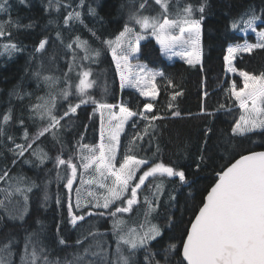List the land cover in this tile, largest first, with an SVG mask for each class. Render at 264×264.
I'll list each match as a JSON object with an SVG mask.
<instances>
[{"label": "trees", "instance_id": "1", "mask_svg": "<svg viewBox=\"0 0 264 264\" xmlns=\"http://www.w3.org/2000/svg\"><path fill=\"white\" fill-rule=\"evenodd\" d=\"M140 2L141 0H83V6L80 7L78 5L81 4V0H59L61 7L57 12L55 10L57 0H52V7H49V0H25L24 3L20 0H9L11 5L9 13H0V22L10 19L13 22L18 21L21 26L31 25L19 28L8 25L10 37L0 38V51H3L2 45L8 40L23 49L13 53L11 57L6 53L0 55V121L11 109L12 120L6 126V133L14 138L15 143L31 142L38 130L46 124L39 119L30 118V105L38 102V96L47 94L42 78H38L35 73L40 72L45 76L42 73L44 63L54 66L59 62L60 56L67 58L71 55L72 52L65 45L77 36L88 41L93 48L100 49L101 61L104 57L108 64L110 77L102 86L105 96L97 101L115 104L117 105L115 110H118V105L125 104L132 111H143V103L148 99L140 96L135 88L121 90L111 51L104 43L106 40H115L123 31L129 12L137 9ZM202 2L204 0H181L182 4L191 3L197 7ZM149 3L152 4L153 0H149ZM64 4H71V8L65 9L62 6ZM206 4L201 25L202 59L199 64L189 65L185 59H170L161 51L154 38L140 44V52L134 59L135 62L153 72L164 73V77L157 76L155 79L158 95L152 101L153 113L162 118L149 122L140 116L133 117L121 136L118 147L119 162L127 155L135 159L163 163L185 172L186 183H181L178 177L159 175L149 177L140 192L141 201L134 206L137 208L141 205L142 208H146L144 197L153 199L152 192L155 191V185L159 180H165L171 187L169 198L160 200L158 212L153 213V219L157 221L163 234L149 247L152 252L157 253L156 259L162 261L164 250L169 244H176L177 252L171 257L172 264H179L182 260L181 242L185 239L184 233L190 227V221L194 219L198 208L202 206L207 192L218 179L217 172L224 170L239 158L241 152L247 154L251 151L264 150L262 134H250V138H242L243 143L238 147H230L228 144L231 126L234 120L239 118L240 109L226 89H230L233 82L237 84L238 89L242 88L243 80L238 72L229 73L224 61L228 47L242 45L247 41L241 34L243 24L240 25L241 30H233L231 27L233 20L239 19L250 9L258 16L261 15L264 11V0H206ZM89 6L95 10V15L88 13ZM154 7L159 8L158 5ZM73 8L81 13L83 23L70 21L69 26H65L64 17ZM199 15L196 13L195 18ZM258 21H260L258 30L264 31V22ZM57 32H60L63 44L57 39ZM45 38L48 40L46 51L37 53L36 47ZM247 42L255 43V40L250 37ZM73 48L79 51L75 44ZM233 66L238 71L258 75L264 71V49L237 54ZM169 80L172 81L171 84ZM177 92L181 95L173 99ZM18 96H22L23 99H19ZM169 104L172 105L171 108ZM221 104L225 105V109L219 108ZM96 109V104L91 102L82 104L75 114H70L60 121V127L66 128L65 133L59 131L60 127L45 133L35 139L32 148L28 149L23 157L14 156L9 148L15 145L7 140L6 136L0 137V174L7 171L9 177H23L21 187L31 189L24 194L27 200L19 193H14L6 199L4 190L13 189L9 188L8 178L0 181V200L4 201V206H0V245L13 237L16 239L12 245L15 253L12 264H20L24 238L30 233H37L39 240L44 233L46 238L56 244L63 238L66 244H59L58 247L60 257H63L76 248L75 233L88 219L102 220L100 231H96L101 232L112 230L117 218L128 216V213H117V217L108 214L117 205L127 206L120 201L107 210L75 209L73 191L66 187L70 168L67 165H56V158L59 156L65 160L71 159L79 169V153L84 148L82 146L94 148L98 145L102 134V120ZM177 112L179 115H174ZM20 120H23V125L19 123ZM149 123L152 127L148 126ZM25 130L28 132V141L23 139ZM140 136L143 139H139ZM37 144H43L42 147L47 154L43 163L33 155ZM202 154L205 156L204 162L199 160ZM143 170L144 167L139 174H142ZM170 196H175L176 199L171 200ZM69 204L74 215L85 216L83 221H77L76 226L70 223ZM101 211L105 212L104 216L87 215V212ZM9 213L14 216L23 213V219H11ZM170 216L176 223L173 229L167 226ZM43 228L45 231H42ZM136 256L145 264L143 250Z\"/></svg>", "mask_w": 264, "mask_h": 264}, {"label": "snow or ice", "instance_id": "2", "mask_svg": "<svg viewBox=\"0 0 264 264\" xmlns=\"http://www.w3.org/2000/svg\"><path fill=\"white\" fill-rule=\"evenodd\" d=\"M24 3L25 0H20ZM154 5H158L156 9ZM52 0H49V7H52ZM65 9L71 8V4L62 5ZM83 6V0L81 4ZM206 0L195 6L191 3H181V0H153L150 4L149 0H141L139 7L131 10L128 15V20L125 23L123 31L115 37V40H106L104 43L111 51L113 60L116 61L117 70L120 72L121 88L125 85L135 88L140 96L149 97L143 103V111H132L129 106L125 104L119 105L118 119L119 123L110 130L109 140L115 143L108 145L101 144L99 155L92 151V155H81L82 166L85 170L92 168L95 164V173L98 174L99 180H89L87 183H97L99 188L106 189V194H103L92 205L95 208L109 209L111 205L120 201L127 206L117 205L114 210L108 214L112 217H117V213H129L133 206L138 204V190L145 186V182L149 177H156L157 175L164 177H178L181 183H186V175L184 171H179L174 167L167 166L163 163H154L148 159H135L132 156L125 155L120 162L119 167L114 163L116 161V148L119 143V133L123 129L124 124L132 117L140 116L146 121H155L161 119L160 115L153 113L152 101L156 99L158 93L155 86V79L157 76L164 77V73L152 72L146 69L145 66H139V71L143 72L141 76L132 71V65L129 63V56H133L140 52V41L146 38L147 30L151 29V35L156 37L157 43L160 44L161 51L169 57L178 55L182 59L186 58L189 65H196L200 63V38L201 25L204 20ZM11 5L9 0H0V13H9ZM59 0H57L56 11H60ZM173 8L175 9L173 11ZM155 12V15L149 13ZM88 13L95 15V10L89 6ZM199 13V17H196ZM261 20L264 22V11L261 15H257L254 10L245 12L239 19L233 20L231 27L233 30H241L240 25L243 24V30L247 32L251 30L256 32V22ZM79 21L81 13L74 8L67 12L64 17L65 26H69V22ZM8 25L19 27H31V25L21 26L19 22L7 21L0 22V38L11 35ZM139 25L141 31L136 32L134 26ZM178 29L180 35L173 34L172 30ZM185 33L187 37L185 38ZM93 35H95L93 33ZM258 40L256 43L245 42L242 45L235 47H228L227 55L224 57L226 70L228 72H238L242 77L243 87L237 88V84L233 82L230 89V97L234 98L236 104L240 109L239 118L234 120L231 126V138L228 140L230 147H238L243 143L242 138H250V134L264 135V71L258 75L247 71H238L233 66V60L237 53H252L255 49H264V31L257 33ZM57 39L63 44L60 32H57ZM48 40L42 39L35 51L37 53H44ZM76 49L82 52L81 56ZM179 46V50H176ZM65 47L72 52V61L68 64V72L60 76L45 75L42 76L40 72L35 75L42 78L48 92L45 96H38L37 103L30 105V118L40 121L47 120L36 133L31 142L26 144L15 143L11 135H7L6 126L12 120L11 109L7 114L2 116L0 121V137H7L15 146L9 148V151L14 156L23 157L28 149L32 148V143L35 139L43 136L45 133L60 127V121L70 114H75L77 109L82 104L89 102L96 104L101 109H112L117 107L115 104L98 102L89 89L95 84L94 80H89L91 76V68L86 67L83 63L77 64L76 61H89L96 63L101 56V50L93 48L88 41L81 40L77 36L73 41L67 43ZM3 51L0 55L5 53L11 57L15 52L23 51L18 45L11 40L3 43ZM79 71H76V69ZM76 71L78 83L71 80L69 73ZM63 79L64 86L61 87V80ZM142 83L145 86H141ZM172 81L169 80V84ZM181 95L177 92L175 96ZM207 95V93H205ZM70 97H76L78 102H73ZM23 99L22 96H18ZM61 99L67 101V110L63 115L58 114L57 100ZM172 105L169 104V108ZM220 109H225V105L221 104ZM219 110V109H218ZM231 111V109H227ZM153 113L152 115H148ZM212 115V113H207ZM179 115V113H174ZM19 123L23 125V120ZM135 122H133V127ZM149 127L152 124L149 123ZM210 131V130H209ZM147 134V128L145 129ZM55 138V134L53 133ZM143 139L142 136L138 137ZM232 138H241L233 140ZM23 139L28 141L29 136L27 130L24 131ZM82 147H88L83 145ZM33 155L44 162L46 155ZM201 162L205 161V156L202 154L199 157ZM86 161V162H84ZM26 163L30 161H25ZM15 164V160L13 161ZM56 165H67L71 169V176L67 178L66 187L71 191L73 181L76 178L77 165L71 159L65 160L59 156L56 158ZM144 167L141 175L137 177L136 173ZM199 169V164H197ZM218 179L207 192L202 206L198 208L194 219L190 221V228L184 233L185 239L182 240V260L179 264H264V151H251L249 154L240 153V158L236 159L231 166L226 167V170L217 172ZM112 177L110 184L105 181ZM8 178L9 188L13 191L6 192V199L11 197L14 193L24 195L30 188H22L21 184L24 181L23 177H9L7 171L0 174V181ZM136 180V183H131ZM151 186V183L149 184ZM79 192V190H77ZM161 185H155V191L152 192L153 199L144 197L145 223L137 227H130L125 221L117 218L113 225V234L117 239L116 251L109 254L99 244H89L84 248V255H91L94 258L91 261L84 259V255L79 253L74 254L71 261L66 258L61 261L58 258L50 259V252H48L39 240L37 233L33 232L25 236L23 252L20 255V264H136V255L141 250L145 253V264H172L171 257L177 252V245L169 244L168 248L164 250L163 260L156 259L157 253L152 252L149 245L157 237L162 235V229L158 224L152 223L151 217L154 212H158L160 207V196L162 195ZM88 195H92L91 192ZM27 200V196L24 195ZM47 199V196H45ZM102 199V203L100 202ZM171 200H175V196H170ZM59 203V200H57ZM0 206H4V201L0 200ZM81 207L79 198L77 199L76 208ZM87 207V204H85ZM68 214L70 223L76 226L77 221H83L85 216L74 215L72 206L69 204ZM88 216L98 215L104 216L105 212H87ZM11 219H23V213L14 216L9 213ZM169 229L176 227L173 217H169L167 221ZM94 235L93 233H89ZM87 237H85L86 239ZM16 242L13 237L7 242L0 245V264H12V257L15 254L12 250V245ZM77 245L82 244L81 239H77ZM59 244L64 245L66 241L63 238L59 239ZM95 247L97 250L92 251Z\"/></svg>", "mask_w": 264, "mask_h": 264}, {"label": "rangeland", "instance_id": "3", "mask_svg": "<svg viewBox=\"0 0 264 264\" xmlns=\"http://www.w3.org/2000/svg\"><path fill=\"white\" fill-rule=\"evenodd\" d=\"M151 15H155V13H149ZM260 24V21L256 22V32H252L251 30H248L247 32H245L244 30L241 32V34L247 39L252 37L255 40V43L258 40V36L257 33L260 32V30H258V25ZM134 30L136 32H140L141 29L139 27V25H135L134 26ZM173 34L179 36V30L178 29H173L172 30ZM187 37V34L185 33V38ZM150 38H154L156 39V37L151 35V29L147 30V35L146 38L140 41V44L144 41H146L147 39ZM246 41V42H247ZM248 43V42H247ZM159 44V43H158ZM160 45V44H159ZM176 50H179V46L177 47ZM79 52V51H78ZM79 54L82 56L83 53L79 52ZM138 54V53H137ZM137 54L133 55V56H129V63L132 65V71L138 73L139 75L143 76L144 73L139 71V66H143L138 62H135V58L137 56ZM239 54V53H237ZM236 54V55H237ZM166 55V54H165ZM167 57H169L168 55H166ZM101 57L102 55L97 59L96 63H90L89 61H76L77 64L83 63L86 67H90L91 68V76L89 77V80H94L95 84L93 85L92 88H90L88 91L89 93H91L93 95V97L97 100V99H101L102 97L105 96L104 92H103V85L104 82H106L108 80V78L110 77V74L108 73V64L106 59H104V57L102 58L103 60L101 61ZM170 59H182L180 56L178 55H174L169 57ZM186 60V58H184ZM202 59V49H201V39H200V62ZM72 61V54L69 55L67 58H64L62 56L59 57V62L54 64V66H52L51 64L48 63H44L43 67H42V73L44 75H51V76H60L63 77V74L65 72H68V64ZM115 65H116V61L113 60ZM116 67V66H115ZM117 68V67H116ZM147 69V68H146ZM148 70V69H147ZM76 71H79V69L77 68ZM76 71L70 72L69 73V77L71 78V80L75 81L78 83V79L76 76ZM151 71V70H149ZM153 72V71H152ZM48 73V74H46ZM231 73V72H229ZM117 74H118V79H119V83H120V88H121V81H120V72L117 70ZM155 82V81H154ZM44 83V82H43ZM45 86V84H44ZM63 79L61 80V87H63ZM142 87L145 86L143 83L141 85ZM46 88V86H45ZM132 87H129L127 85H125V87L121 90H125V89H130ZM47 92L48 89L46 88ZM146 99H150L149 97H144ZM70 100H72L73 102H78V99L76 97H70ZM67 105L68 102L67 101H63L61 99L58 98L57 100V110H58V114L61 115L62 112L67 110ZM119 107V105H118ZM96 111L101 115V128H102V134L100 136V140L99 143L96 147L94 148H90V147H84L80 150L79 153V169H77V173H76V178L74 179V183L72 185V191H73V202H74V208H76V203H77V199L79 198L80 200V204L81 207L78 211H82L85 209H98L93 207L92 205L96 202L97 199H99L103 194H106V189H102L99 188L97 183L93 182V183H87V181L89 180H99V176L97 173H95L94 169H95V164L92 166V168H89L87 170H85L82 166V161H81V155H92V151H90V149L95 151L96 155H99V151H100V145L103 143L105 145H108L109 143H115L114 141H110L109 140V134H110V130L114 129V126L116 124L119 123L118 119H114L113 117H118L120 115L119 113V108L118 110H115V108L112 109H101L98 108L96 109ZM133 120V117L130 118L125 124L123 129L120 131L119 133V141L121 136L124 134V132L127 129V126L129 125V123ZM45 123H47V120L44 121ZM59 131L61 133H65L66 128L65 127H60ZM43 144H37L36 145V153L37 155H43L46 154L44 149H43ZM118 147H120V143H118L117 148H116V161L114 162L116 164V167L118 168L120 165L119 162V150ZM86 162V161H84ZM142 169V168H141ZM141 171V170H140ZM140 171H138L136 173L137 177L141 174ZM71 176V169L68 170V176L67 178H69ZM114 179L112 177L109 178V180L105 181L106 184H110L111 180ZM136 180H133L131 183H136ZM147 182V181H146ZM145 182V184H146ZM67 183V180H66ZM157 184L161 185V191H162V195L160 196V200L164 199H168V194L171 191V187H169V185L166 183L165 180L161 179L158 181ZM145 186H142L141 189L138 190V201L140 202V192L143 190ZM77 190H79V192H77ZM91 192L92 195H88V193ZM149 199H151V197H149ZM100 202L102 203V199H100ZM118 202V201H117ZM116 202V203H117ZM138 202V204H139ZM85 204H87V207H85ZM138 204L134 205L137 206ZM113 206V205H111ZM110 206V207H111ZM131 212L128 213V216L121 218V220L125 221L126 224L130 227H137L140 224H144L145 223V216H144V208L141 207H137L134 208ZM99 209H103V208H99ZM105 210V209H104ZM134 210H136L134 212ZM152 223L158 224L157 221H155L153 219V215L151 217ZM102 225V220L100 219H88L87 222L85 224H83V226H80L79 231L76 232V237L77 239H81L83 241L82 244L76 245V248L73 249L72 251H70L68 254H65L63 257H60V251H58V247H60V245L57 243H53L51 242L48 238H46V234L42 233V239L40 240L43 244V246H45L46 250L48 252H50V259H54V258H58L61 261H63L65 258L69 261H71L73 259L74 254L79 253L80 255H84V248L87 247L90 243L95 245V244H99L101 245L104 250H106L109 254H112L116 251V245H117V239L115 237V235L113 234V229L112 230H106V231H101V232H96V231H100L99 227ZM42 231H45V228H43ZM95 232V233H94ZM89 233H93L94 235H90ZM163 234V231H162ZM162 236V235H161ZM161 236L157 237L160 238ZM85 237H87L85 239ZM156 239V240H157ZM155 241V240H154ZM154 241H152L151 243H153ZM97 249L95 247L92 248V251H96ZM58 251V252H56ZM138 254V253H137ZM84 259L87 261H91L93 259H97L92 257L90 254L89 255H84ZM136 264H142L141 261L139 260L138 256H136Z\"/></svg>", "mask_w": 264, "mask_h": 264}, {"label": "water", "instance_id": "4", "mask_svg": "<svg viewBox=\"0 0 264 264\" xmlns=\"http://www.w3.org/2000/svg\"><path fill=\"white\" fill-rule=\"evenodd\" d=\"M257 151H264V150H257ZM247 154H249V153H247ZM240 158V157H239ZM239 158H237V159H239ZM235 162V161H234ZM234 162H232V163H234ZM229 166H231V164L229 165ZM224 170H226V168L224 169ZM73 183H74V181H73ZM214 186V185H213ZM211 189V188H210ZM210 191V190H209ZM207 195V194H206ZM206 197V196H205ZM190 228V227H189ZM186 238V237H185Z\"/></svg>", "mask_w": 264, "mask_h": 264}]
</instances>
